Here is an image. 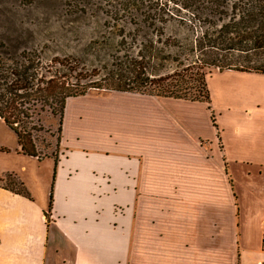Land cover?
<instances>
[{
  "label": "crops",
  "instance_id": "1",
  "mask_svg": "<svg viewBox=\"0 0 264 264\" xmlns=\"http://www.w3.org/2000/svg\"><path fill=\"white\" fill-rule=\"evenodd\" d=\"M164 98L81 107L41 197L23 171L32 199L0 184V264H131L140 237L141 264H264V107L230 136L208 103Z\"/></svg>",
  "mask_w": 264,
  "mask_h": 264
},
{
  "label": "trees",
  "instance_id": "2",
  "mask_svg": "<svg viewBox=\"0 0 264 264\" xmlns=\"http://www.w3.org/2000/svg\"><path fill=\"white\" fill-rule=\"evenodd\" d=\"M43 3L31 20L18 15L15 40L0 32V120L16 133L19 153L40 161L53 158L54 173L60 157L38 149L44 132L39 116L46 110L58 114L62 132L70 97L119 90L209 104L212 69L264 74V0ZM80 35L87 38L78 50L53 52ZM96 47L107 51L91 54ZM18 183L20 191L6 187L32 199L24 182ZM52 210L53 188L48 221Z\"/></svg>",
  "mask_w": 264,
  "mask_h": 264
},
{
  "label": "rangeland",
  "instance_id": "3",
  "mask_svg": "<svg viewBox=\"0 0 264 264\" xmlns=\"http://www.w3.org/2000/svg\"><path fill=\"white\" fill-rule=\"evenodd\" d=\"M36 3H32L31 0H0V32L3 33L4 39L9 42L16 39L12 32L16 26L20 25L16 19L25 15L26 17L23 18L26 21L27 19L31 20L32 17H35L36 12L45 6L43 0H37ZM84 33L87 32L85 31ZM83 37L86 36L80 35L78 38H73L71 36L69 39L63 41L62 46L57 45L52 48V50L54 53L58 54H63L65 52L73 53V50L81 48L84 43V39L82 40ZM100 49L101 48L96 47L91 54H95L97 51L103 53L107 51L106 49L104 51ZM83 50H87L86 45H84ZM166 70L167 69H164L163 71ZM207 83L211 92V103L206 105H209L211 108L212 120L213 122L215 121L216 124L218 121V123L226 128H230L236 121L247 118L244 114L245 106H251L248 108H253L255 110H257L256 107H264V74L262 73L242 72L237 70H224L221 72L218 69H212L208 74ZM167 100L169 99L139 92L97 89L90 90L83 96L70 97L67 100L70 104L69 116L66 122L64 117L62 132H59L60 120L58 114L54 115L51 111L46 110L39 116L40 122L44 126V132L38 136V149L46 153L48 152V154L50 153L52 156L61 158L66 151L63 145L65 137H68L67 140L71 143L75 142V139H73L74 132L76 131L75 121H78L77 117L81 107L84 109L98 106L97 108L103 109L109 108L108 106L121 107L122 105H129L131 107L134 106L133 108H141L142 103L154 104L155 102H165ZM107 113L108 116L105 115L103 118L97 117L98 122L95 123L97 126L100 124L103 125L97 128L99 132L104 131L103 134H105L109 128L115 131L112 129L111 121H109L112 119V112L110 111ZM121 117H119V119H121ZM251 118L254 120H257V118H264V112L258 115L255 114ZM231 129L232 128L229 129V135L233 136ZM119 134H121L120 131ZM61 135L62 139L60 142L59 136ZM97 136L99 139L104 137L102 133ZM46 145H48V147L44 148ZM19 150L20 145L16 133L3 120H0V175L5 172L2 185L20 191L22 187L18 183V180H22L31 194V190L25 180L19 177L20 172L23 171L35 194L41 197V191H45L47 180L50 179L51 176V161H40L36 157L31 158L19 153ZM33 178L37 181L33 180ZM139 194L141 195V192H139ZM137 246H139V248ZM138 251H140L139 254L137 253ZM130 262L131 264H141V237L139 239L136 238L131 243Z\"/></svg>",
  "mask_w": 264,
  "mask_h": 264
},
{
  "label": "built area",
  "instance_id": "4",
  "mask_svg": "<svg viewBox=\"0 0 264 264\" xmlns=\"http://www.w3.org/2000/svg\"><path fill=\"white\" fill-rule=\"evenodd\" d=\"M263 239H264V226H263Z\"/></svg>",
  "mask_w": 264,
  "mask_h": 264
}]
</instances>
